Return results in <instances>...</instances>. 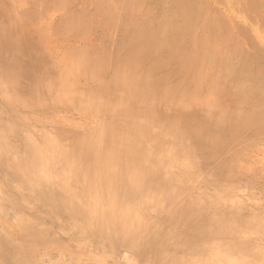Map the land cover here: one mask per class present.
Returning a JSON list of instances; mask_svg holds the SVG:
<instances>
[{"label":"bare ground","instance_id":"obj_1","mask_svg":"<svg viewBox=\"0 0 264 264\" xmlns=\"http://www.w3.org/2000/svg\"><path fill=\"white\" fill-rule=\"evenodd\" d=\"M73 1H75V0H0V121H5V119H7V117H8L7 115H9L10 112L18 111L19 109H21L22 111H24V113H21L22 111L20 112L21 117L19 119L21 120V122L32 123V126L29 123L30 128L28 130L25 131L22 129L23 131H25V133L24 132L22 133L19 131H13L12 129H8L2 122H0V168H2L1 172H3L4 175H6L7 174L6 171H8L7 178H6V176L4 177V179L5 178H6V180L8 179L6 184H8V181L10 182V179H12L15 182H20V184L19 183L18 184L21 185V184H24L23 180L24 179L26 180V178L29 177V181L31 180L32 184L36 182V184H39L41 186L44 185L37 190V192H38L37 197H39L41 195V197H39V199L40 198L46 199V197L42 198V195L47 196L49 199L51 198L50 200L54 199L57 201L59 208L63 207V206H61L63 204V201H65L67 203L69 202L67 207L70 208L71 211H74L73 212L74 214H76L77 216H80L81 219L83 218L85 220L84 224L86 222L88 223L89 220L91 221L92 224H94V225H91L90 223H88L90 225L89 230L91 229V226L92 227L97 226L100 229L102 228V230H103L104 227L106 228V226L113 224V227L115 225L116 228L115 229L113 228L114 230H112V231L111 230L110 231L106 230L107 232L104 231L105 232L104 235L107 234L106 236H109L110 232H114L117 234V236L115 235L116 238L121 237V236L122 237L123 236H127V237L129 236V238H130V236H131L133 239L130 238V240H132V241L135 240V237H137L139 234H142L145 231L151 232V233L148 232V236L152 237L153 240H156V238L159 239L160 236L168 234L169 231L171 230V228L166 234H164V233L167 231V229H165L166 230L165 232H162V230L158 231V232H153L154 229L156 230V228H154L155 226L152 224V228H150L151 225H150V223L147 224V221L149 220L148 217H150V215H151V218L153 219L152 216H154L155 219H153V220H155L156 222L159 223V220L164 219V218H162L160 216L161 218L159 217V220H158L154 214L159 215L163 210H165V212H166L169 208H171V211H169V212H171V214H173V218L170 219V217L167 216L168 217V218H166V220L168 221L167 224H170V225H173L174 227H176L177 230H180L181 234L185 237V238H183V240H181L183 242L180 241L181 244L188 243V242H191L194 240L202 241L201 239H204V240L207 239V241H208V239H209L210 240L209 246L212 248V251L214 249L217 252L220 251L221 254H222V252H224V256H226L225 253H227V256H228V254H230L233 257V258L231 257L233 260L230 261V259H231L230 256H229V260H227L225 257H223V259H221V256L216 254V256L218 255L221 260H224V261H225V259L227 260L226 261L227 263H225L224 261H223V263L221 261H220V263H217L220 260V259L218 260L219 257L217 258L214 255L210 256V253H209V258L207 260H209L212 256H214V258H212V259H214L215 261L212 260V262H216V264H221V263L222 264H233V263L236 264L237 261H241V262H237V264H240V263H242V264H252V263L253 264H264V230L261 231L262 233H260V234L258 233L259 234L258 238L261 241V245L259 243H257L259 245H257V244L254 245L253 242L257 239H254L253 237H250V236H249L250 238L245 241L242 238L243 235H241L243 242L240 240H237L236 237H235V239H233L232 233L233 232L235 233V231H238V230H236V226L225 225L226 224L225 221H228L227 224H231V223H229V220H230V217L233 216V215H231L233 211L232 212H225L226 214L223 213L224 216L222 215L221 212H218V213H221L219 215L214 214L213 211H218L217 207L215 208L213 206L214 204L212 205L211 203L209 204L206 202L207 204L205 205V207H203L204 205L201 206V202H202L201 197H199L198 195H201L203 192L201 194L198 193V195H197L196 194L197 192L195 193V190L193 188H190L187 186L183 188L181 186V184H179L181 187H173L172 186L173 184L167 185L166 184L167 181L165 180L166 178L163 176L166 174V172H165V174L162 175L163 172H161V170H157L158 172L155 171L156 167H159L158 169H161L160 167L163 168L164 166H169L167 168H171V166L173 165V162L175 161L174 158L179 154L181 155L182 152H185L187 154L191 153L190 149H193V147H192L193 145H196L200 149V151L201 150L205 151V149H204L205 147L207 150V146H211L213 144H216V145H213V146H216V148H214L215 151H213L214 153L212 152L213 154H210L206 151L211 156L209 155L210 157L208 159H206V161L204 162L205 163L204 165H206V166H208L209 164L213 165L212 168L206 173L207 178L212 177L215 173H220V172L225 173L226 169L228 167L231 168V166H233L235 168H241V167L245 168L246 167V169H249L251 172H254L251 170V168H253L254 163H252L251 159L249 160L247 158L245 153L242 154L241 150L236 152L235 154L233 152L232 153L226 152V154H225V152L223 150V148H224L223 144H225L226 142H223L225 140L223 138H225L227 136L224 137V136L216 133L214 130L218 124L226 123V126H227L233 122L232 125H234V124H237L236 123L237 121L240 122L242 120H245L246 117L249 118V111H248V115H246V116L244 114H242V115L234 114L236 116V119H237L236 120L234 118L235 121H231L232 119L227 120V118H226L227 116L225 117L224 115H222V116L216 115L217 111H218L217 109L219 108V110L221 111L220 107L225 105V103L223 101H221L218 97H216L217 96L216 94L219 91L218 86L220 84L221 85L225 84L224 80H223V83H221L223 77H225V76L220 74L221 76H223V77H221V81H220V78H219L220 75L217 76L218 73L216 74V76L213 74H215V72H217L218 70H221V69L216 68L215 66H217L216 65L217 63H219V62H216V61H218L217 59L221 56V58L219 60V61H221L223 55L226 56L225 54H227V47L229 45H225V43L229 44L228 42L232 41V39H236V38H234V32H233L234 29H231L230 28L231 26H229L230 24H227L226 18H224L220 14H218V13H220L218 10L212 9V11H209L208 10L209 8H208L206 10L204 9L205 11H201V9H203L204 7L202 6L203 8H201V5H200L201 2H199L200 0H175L173 6H176V8H177V9L175 8L176 11L174 10L175 12H173L171 10L173 13H171V14L169 13L170 15L165 13V17L164 16L161 17L159 13L167 12L168 10L172 9L173 7H172V5H171L172 8L167 6L166 2H164V0H163L162 4H158V5H156L157 2L155 3V5H152V3H151V5H148L146 3L147 0H134V2L131 0L133 3L129 2V0H115V4H113L114 0H112L113 3L110 2V0H95V3L98 5V7L103 5L102 8L104 7L105 11L107 12V13L104 12L105 13L104 15H106V14H107V16H108V14L110 15L109 18L111 19V21L108 20V22L113 23V24L115 23V28H119V27H116L117 24L121 20H124V19L126 20L127 23L123 24V25L126 26L128 24V26H129L127 39L124 38L125 40H123L121 42L123 44L121 45L120 48L117 47L118 49L116 51H114V46H113L112 49H113L114 53L110 57H109L110 52H108L109 55H107V57L109 58V60H105V62H107V61L108 62L104 64L105 66L103 65L105 68L107 67V69H105L106 70L105 72L103 71L104 73L100 74V71H97L98 67H99L97 61L100 60L102 57L100 56L101 58L98 57L100 59H97L96 55H93L92 58L96 57L95 60L97 59V61L92 60L91 57L89 58V56L92 55L91 54L92 52L90 53V52L84 50L88 54L90 53L88 55L87 53H84V51H82L85 46L83 48H81L82 49L81 51L80 50L77 51L78 48L74 47V48H76V50L72 49V48H71V50H69L70 48H68V50H65V51L63 50L64 52L61 51V54H60V52H59V54H56V52L54 51L55 47L52 44L47 43L48 38H52L55 36H58V37L60 36L62 38L63 34L69 38L75 37L77 40L79 38V40H81V41L83 40V38H85L84 34L86 36H87V34H89L90 38L93 36V35L92 36L90 35V33H91L90 30H92L91 29L92 28V22L94 23V21L92 19H91L92 21H90V19H87V21L89 20V22L91 24L89 22L87 24L86 23L87 21L84 22V20L80 21L78 18L73 19L75 16L77 17L78 14H80L79 18L82 19L83 15L84 14L86 15V12L82 14V12L80 13L78 11V14H77L76 13L77 11L75 12V10H74L75 15H74V13H72L73 17L72 16L70 17V15L68 13L69 11L66 12V14H68V16H66L65 12L64 13L62 12V15L64 14L65 16H63V17L61 16L62 18L61 17L58 18L59 20L57 22L54 20L56 23L54 22L55 23V24L53 23L54 26H51V27L50 26L48 27V25H47L48 23H46L47 21L46 22L44 21L45 20L44 17H47L46 15L48 13H51L53 11H58L61 9L65 10V8L69 5V3H72V5H73ZM221 1L222 0H216L215 3L220 4ZM116 2L119 3V6H118V9L115 11L114 8H112V6L114 7V5L118 4ZM159 2H160V0H159ZM93 3L94 2H91L92 5H93ZM111 3L113 5H111ZM237 3L238 4H236L235 7L237 8V6L239 5L238 9L240 8L239 10H242L241 12L245 11L246 9H249V10L252 9L256 13L260 9L258 0H238ZM96 4L94 6H96ZM146 5H148V6H146ZM202 5H203V3H202ZM69 7H71V6L69 5ZM69 7H67V8L69 10H71ZM74 7H76V6H74ZM96 7H94V8H96ZM115 7H117V6H115ZM207 7L208 6H206V8ZM67 8H66V10H67ZM102 8H99V9H101L99 11H102ZM80 9H81V7H80ZM87 9L88 8H85V10H87ZM97 9H96L95 13H97V12H98V14L101 13V12L97 11ZM104 9H103V11H104ZM81 10H84V8H82ZM245 12H247V11H245ZM53 13H55V12H53ZM251 13H253V12H251ZM166 14L168 16H166ZM244 14L246 15L247 13H244ZM253 14H251V15H253ZM256 14H254V15H256ZM86 16H88V15H86ZM105 18H104V20H105ZM109 18H106L105 21H107V19H109ZM84 19H86V17ZM51 20H52V18H51ZM94 20H95V18H94ZM95 21H97V20H95ZM101 21H103V20H101ZM97 23H98V21H97ZM51 24H52V22H51ZM86 24L89 27L91 26L90 29ZM108 24H107V26H108ZM95 25H96V23H95ZM37 26H39V28H37L38 30L34 29V27H37ZM85 26H87L86 29L83 28ZM104 26H105V23H104ZM42 27H46V28L43 30ZM169 27H172V28H169ZM166 28H169L172 31L170 33V35L166 33L167 35H169V37H167L166 35H165L166 37L162 36L163 33L161 34V32L163 30H165ZM87 29H89L90 33L86 32ZM94 29H93V31H94ZM97 29L99 30L98 33H100V29L99 28H97ZM113 29H114V25H113ZM121 29L119 31H121ZM126 29H128V28H125L124 30H126ZM32 30L33 31L36 30L38 32L30 34V32H32ZM98 30H96V32ZM106 30H107V28H106ZM114 30H116V29H114ZM103 31H105V30L103 29ZM102 32H101V34H103ZM109 32H110V30H109ZM114 33H116V32L114 31ZM120 33H122V32H120ZM120 33H118V31H117V34L120 35ZM101 34H100V36L104 35V34L103 35H101ZM89 36H88V38H89ZM94 36L97 37L99 35L96 36V34H95ZM100 36L98 37V39L100 38ZM105 37H106V35H105ZM88 38L86 37V40ZM250 38H251V36H250ZM76 39H74V40H76ZM111 39H113V37ZM83 41H85V39ZM99 41H100V39H99ZM90 43L93 45L94 42H90ZM116 43H118V41ZM232 43H233V41H232ZM235 43H236V40H235ZM91 44H90V47H91ZM96 44H94V45H96ZM116 45H118V44H116ZM97 46H98V44H97ZM234 46H235V44H234ZM231 47H233L232 44H231ZM110 48H111V46L109 47V51H112V50H110ZM230 48H228V49L230 50ZM233 48H231L230 53L228 50L229 55H232L231 52L233 51ZM237 49L239 50V48H237ZM73 50H75V51H73ZM87 50H88V48H87ZM107 51H108V49H107ZM241 51L243 53V50H241ZM253 51H255V50H253ZM250 52L252 53V51H250ZM254 53H253V55H254ZM237 54H239V53H237ZM55 55H59L58 58H56ZM247 55L248 54H246V56ZM105 56H106V54L104 55V58H105ZM241 56H242V54H241ZM257 56H259V55H257ZM229 57H228V59H229ZM247 57H250V54ZM108 58H106V59H108ZM223 58L226 59V57H223ZM232 58H231V60H232ZM252 58H254V57H252ZM255 59H257V58H255ZM260 59L263 60L262 57L261 58L259 57V60ZM100 61L103 62L104 60L101 59ZM248 61H249V58H248ZM250 62H251V60H250ZM214 63H215L214 67H215L216 71L214 70L215 72L213 71V73H212V68H214L213 67ZM221 63H219V65L217 67H219ZM223 63H225V62L223 61ZM227 63H228V61H227ZM254 63L255 62L253 61V64ZM230 64L231 63L229 62L228 65H230ZM248 64H249V62H248ZM251 64H252V62H251ZM228 65L226 64L225 66H227V68H228ZM103 66L101 65L100 67L103 68ZM233 66H235V65H233ZM253 66H255V65H253ZM257 66L258 65H256V67ZM100 67H99V69H101ZM229 67H232V65ZM244 67L246 68V66H244ZM244 67H242V68L244 69ZM236 68L234 70L237 71ZM252 68H254V67H252ZM238 69H240V68H238ZM243 69H242V71H244ZM223 71L224 70H222L221 72H223ZM242 71L240 69L239 74ZM250 71H253V70H251V69L248 70V73ZM260 72H261V70L256 68L254 73L255 74L257 73L256 76H258V73H260ZM254 73H253L254 77L249 75V74H246V75H249L248 77H250V78L252 77V79L256 80L255 78H257V77H255ZM108 74L111 75V77L109 75V77L111 78L109 82L106 79V75H108ZM262 74H264V73H262ZM234 75H235V72H234ZM246 75L243 73V77H241V79L245 77V82H246V80H248V81L250 80V78H248V77H247L248 79H246ZM261 75L259 74V76H261ZM235 76H236L235 78H237V75H235ZM263 76L264 75H262V79H263ZM215 77H217L218 80ZM78 78H82L81 79L82 81H84V80L88 81L87 79H89V78H91V80H94V81L96 80V81H95V84L93 83L94 85L92 86V88L89 87V89H88L87 87H84L83 86L84 84L82 85V83H81L82 86H80ZM212 79L216 80V81H220V82H218L216 84V82L214 83L212 81ZM252 79H251V81H252ZM106 80L108 83H105ZM86 81H84V83ZM241 81H244V80L242 79L238 83H241ZM251 81L249 84H251ZM257 81H255V82H257ZM236 82L237 81H235V84H237ZM259 82L257 83V84H259L258 86L262 85L261 84L262 82L261 83H259ZM231 83H232V81H231ZM231 83H229V84H231ZM87 84H88V82H87ZM235 84L233 83V85H235ZM249 84L247 85V87L245 85V87L248 88ZM257 84H256V86H257ZM242 85L243 84H241V85L239 84V87L241 86V88H242ZM228 86H230V85H228ZM230 87H233V86H230ZM235 87H237V86H235ZM239 87H237V89ZM261 87L262 86H260V88ZM241 88L239 90H241ZM226 89H228V88H226ZM235 89L233 88L232 92H234ZM254 89H259V88L256 87ZM249 90L250 89H248L246 91H249ZM246 91L241 90V92H246ZM223 92L226 93L225 95H227V93H228L226 90ZM252 92L254 93L253 90H252ZM252 92L250 95H252ZM77 93L82 94L79 97H84V96L86 97V99L78 97V99H80V100L83 99L82 101L87 100L86 101L87 104L85 102L86 105L81 106V107H84V109L86 107H88L85 110V114L88 113V109L91 111L92 115L94 114V116L97 118L105 110L112 109L113 112L117 110V113L114 114V116H112V118L110 117V120L107 121L106 124L104 123V124L94 125V122H93V126L92 125L90 126V124L88 125V123L85 121L87 124H83V125L81 124V126H80L75 122L77 124L76 125L73 123L72 120H70L72 115H71V117L70 116L68 117L65 115L64 112L66 111L65 109L69 107V104H70V103L68 104L69 99L70 98L72 99L74 96H76L74 94H77ZM237 93H239V92H237ZM257 93H259V92H257ZM78 94H77V96H78ZM221 95L218 94V96H220V97H221ZM239 95H241V94H239ZM242 96L244 98L248 97L247 95L245 96L244 93ZM254 96H257V95H254ZM98 97L103 98L104 100L103 99H99V100H102L104 102L101 101L102 103H100V102L98 103V100H97ZM239 97H241V96H239ZM243 97H241V98H243ZM241 98H239V100ZM78 99H77V102H78ZM224 99H226V98H224ZM243 99L240 100L241 103L243 102ZM256 99L259 100V98H256ZM72 100H73V104H74V102H75L74 100H76V98H73ZM89 100L92 102L90 103ZM239 100H237V102L235 100V102L238 103V102H240ZM246 100H247V98H246ZM254 100L252 99L253 104L257 102L256 100H255L256 102ZM260 101H261V103H263L262 102L263 99H261ZM241 103H239V104H241ZM243 104H244V102H243ZM263 105H264V103H263ZM74 106H76V105H74ZM74 106H72L71 109H74L75 108ZM235 106H236V108L238 107L237 105H235ZM173 108H175L177 110L178 116L169 117L170 115L168 116V114H165L167 110H169V112H171L170 109H173ZM225 108H226V106H225ZM238 108H241V107H238ZM238 108H237V110H238ZM77 109H78V107H77ZM113 109H115V110H113ZM226 109H228V107ZM241 109L243 110V106ZM230 110H231V108H230ZM230 110L227 112L230 113ZM237 110L235 111V113L237 112ZM72 111H74V110H72ZM80 111H81V114H84V113H82V110H80ZM211 111H215L214 116H210ZM244 111H247V110H244ZM4 112H5V114H4ZM227 112H226V114H227ZM91 113H89V116H91L90 115ZM209 113H210V115H209ZM212 113H214V112H212ZM221 113L223 114V112H221ZM253 114L255 115V113H253ZM106 115L107 114H105V116ZM94 116H92V117H94ZM109 116H111V114ZM100 117H101L100 119H102L101 115H100ZM136 118H138V119H136ZM106 119H108V118H106ZM134 119H136V120H134ZM248 120L249 119H247L246 123H249ZM254 123L257 125L256 121ZM259 123L262 124V122H259ZM23 124H25V123H23ZM262 126L263 125H261V127ZM41 128H45V129L48 128V129L44 130L45 132H43L42 131L43 129H41ZM235 129H236V127H235ZM256 129H258V128H256ZM85 130H88L87 134L83 135L81 133V135H80V132L81 131L85 132ZM258 130H260V129H258ZM262 130L264 131V126H263ZM262 130H260L259 132L257 131L259 133V135H260ZM183 131H185V132L183 133ZM249 131H251V130H249ZM252 131H253V133L255 132L254 130H252ZM252 131L250 132L251 134H252ZM187 132H189V133L185 134ZM64 133L67 134V136H71V137H68V139L66 138L67 141H65L66 142L65 146L67 149L63 148V144H61V143H65V142H63L65 138L62 139V137H61V140L59 139L60 136H64ZM102 133H104V134H102ZM234 134H236V133L234 132ZM254 134H253V136H254ZM223 135H225V131L223 132ZM262 135H260V136L263 137ZM31 136H34V137H31ZM257 136H258V134H257ZM260 136H258V137H260ZM258 137H256V138H258ZM35 138H36V140H35ZM32 139H34V140H32ZM227 140H228V138H227ZM230 140H233V139H230ZM256 141H258V140L256 139ZM15 142H16V144H15ZM198 143H200L202 146H200ZM221 143H223V144H221ZM184 144H186V145L193 144L192 146L188 145L189 147H191L189 149L190 150L189 152H188L189 147L186 146L187 148H184ZM12 145H15V146L13 147ZM58 146L61 147L60 149L63 148L65 150L58 149ZM225 146H226V144H225ZM19 147H22V151L19 150ZM210 148L212 149V147H210ZM245 148H246V146H245ZM253 149H255V148H253ZM198 150H196V151L194 150L192 152L193 153L194 152H200ZM151 151H154V153L152 152V154H155V152L160 151L161 157L156 156L158 153L157 152L155 154V156H156V158H155L150 153ZM204 151H202V152H204ZM244 151H246V150H244ZM193 153H191L189 155L190 156L194 155L195 157L197 156L198 157L197 159L199 160L200 156L195 155V153L194 154ZM150 154H151V156H150ZM201 156L203 157V154ZM205 156H206V154H205ZM202 157L200 159H202ZM204 157L202 160H204ZM206 158H207V156H206ZM251 158H253V157H251ZM190 159H191V157H190ZM224 159H226V161H228V165L226 164L227 162H224L223 164H221V162H217L215 164L212 162L213 160H215V161L222 160L223 161ZM263 160H264V158H263ZM263 160L261 159V161H263ZM176 161H179V164H180V158H179V160H176ZM176 161L174 163H177ZM6 163H7L6 166H2V164H6ZM181 163H182V161H181ZM258 163L260 164V162H258ZM182 165H183V167H182L183 169L192 168V170L193 169L199 170V168L197 167L195 162H189V163H185V164L183 163V164H181V166ZM149 166L150 167L155 166V167H152V169H151ZM174 166L176 167V165H173V167ZM201 166L206 167L203 165H201ZM201 166H200V168H201ZM148 168L150 169V172L153 171V168H155L153 175L149 173ZM164 168H166V167H164ZM167 168H166V170H167ZM246 169L244 171H247ZM176 170H178V169H176ZM235 170L239 171V169H235ZM262 170H264V169H262ZM262 170H261V172H263ZM203 171L201 173H203ZM231 171L232 170H230V172ZM233 171H234V169H233ZM155 172L158 173V175L157 174L154 175ZM180 172H182V174H183V171H180ZM159 173H161L162 176L159 175ZM188 174H192V173L190 172ZM193 174H195V172ZM204 174H205V172H204ZM236 174L232 175V172H231L230 175L235 176L234 177V179H235ZM239 174H240V172H239ZM175 175L176 174H174V176ZM177 175H176V177H177ZM187 175H185L186 177H184V178L182 176H180V177L185 179L188 176H190V175H188V176ZM191 177H189L188 179L194 180V179H191ZM197 177H198V175H197ZM178 178H179V176H178ZM199 178H196L197 181L200 180ZM172 179H174V178L171 177V180ZM188 179H185V180H188ZM196 179L194 181V184L197 182ZM216 179H218V178H216ZM226 179H227V177H226ZM244 179H246V178H244ZM33 180H36V181L33 182ZM262 180H264V179H262ZM174 181H177V179L176 180L174 179ZM224 181H222V182H224L226 184L227 181L226 180H224ZM15 182L12 184L13 185L16 184ZM37 182H39V183H37ZM169 182H171V181H169ZM179 182H181V181H179ZM179 182H177V183H179ZM244 182H247V181H244ZM249 182L250 181L248 180V183ZM252 182H254V181H252ZM260 182H259V184H260ZM192 183H193V181H192ZM220 183H221V181H220ZM36 184H34V185L37 186ZM189 184H190V182H189ZM230 184H231V182L229 184L227 183V185H229V187H231ZM210 185H212V184H210ZM233 185H235V184H233ZM248 185L250 186V184H248ZM35 186H34V188H35ZM174 186H175V183H174ZM21 187H22V185L20 186V189H21ZM219 187H220V184H219ZM225 187L227 188V186H225ZM54 188L60 189V191L56 192V190H54L55 192H53ZM228 188H227V190H228ZM237 189H238L237 192H242V190L244 192H246L245 189H243V187L241 188V191H240V188H237ZM200 190H201V188H200ZM251 190L254 191L255 189L251 188ZM142 191H143V193H142ZM212 191H213V193H215V195L217 192H218L217 195L218 196L220 195L219 190L217 191L214 188V189H212ZM61 192L63 194H60ZM258 193H259V191H258ZM31 194H29V195H31ZM34 194L31 197H33ZM37 194H35V195H37ZM203 194L205 196V193H203ZM222 194H221V196H222ZM226 194H228V193H226ZM232 194H230V195H232ZM61 195H64V196L61 197ZM130 195H132V196L130 197ZM133 195L136 196V197H134V200L132 198ZM210 195L208 193V196H210ZM225 195L222 197H219V198L221 199L223 197H226L227 195L226 196ZM230 195L228 194V198L230 197ZM238 195L235 197L241 201V198H238ZM204 196H202V198H204ZM126 197H130L129 200H130L131 204L127 203L128 200H126L127 204L125 203V201H123L124 198H126ZM213 197H214V195H213ZM233 197L234 196H232V198ZM239 197H241V196H239ZM2 198L3 197H1L0 199L2 200ZM211 198H208V199H211ZM49 199H47L46 202ZM246 199H248V201H249L248 197ZM204 200H205V198H204ZM211 200H213L214 203L216 201L213 198ZM211 200H208V202ZM259 200H260V198H259ZM74 201H76L75 204L72 203ZM132 201H134V202H132ZM218 201L219 200L217 199V202ZM255 201L256 200H254V205L256 204ZM59 202L60 203L62 202V204H60ZM224 202L226 203L227 200H224ZM228 202H229V200H228ZM51 203H52V205H51ZM51 203H49V205H51L50 207H52V206L54 207L53 204L55 203V201H54V203H53V201ZM70 203L72 204L71 206L69 205ZM225 203H223V204H225ZM233 203L237 204L236 201ZM238 203H239V201H238ZM242 203H243L242 205L245 204L244 200ZM257 203H259V202H257ZM228 204L230 206V204H232V203L229 202ZM228 204H225V205H228ZM236 204H234V205H236ZM259 204H257V205H259ZM262 204H263V202H262ZM49 205H48V207H49ZM58 206L56 207L57 210H59ZM239 206H240V204H239ZM64 207H66V206H64ZM144 207H147V208L145 209ZM220 207H221V205H220ZM240 207L243 209H246L243 206H240ZM245 207L248 208L247 204L245 205ZM251 207H252V205L246 210L248 211V210H250V209L252 210L254 208V207H252V208ZM148 208H149V211H147V212H149L150 215L147 212H144V209L147 210ZM54 209H55V207H54ZM61 209H63V208H61ZM65 209L67 210V208H65ZM257 209H259V208H257ZM257 209H256V211H258ZM66 210L63 209L64 212L59 210V212H63L65 214ZM251 210H250V212L254 211V209L252 211ZM68 211H69V209L67 210V212ZM262 213H263V210H262ZM68 214H71V213L68 212ZM252 214H254V212ZM255 214L258 215L259 212L255 213ZM61 215L62 214H60V216ZM76 215H74V217ZM220 215H221V217H220ZM260 215L261 214H259V216ZM27 216H29V215H27ZM222 216L224 217V219ZM250 216H252V215H250ZM164 217H166V216H164ZM236 217H238V218H237V220H235V223H238V221H242L246 217L248 218L249 214H248V216L246 215V217H245V215H240V216H236ZM71 218H72V216H71ZM73 218H72V220L76 219V218H74V219ZM252 218L250 217V220ZM222 219L225 220L224 221L225 224H222L223 223ZM233 219H235V218H233ZM259 219L261 220V218H259ZM57 220L59 222V218ZM232 220H230V222ZM75 221H78V219ZM81 221H80V224L78 221V224L80 225L78 228H80V230H81V227L84 228L83 226H81L82 225ZM261 221H262V224L264 225V218H262ZM68 222H69V220H68ZM156 222H154V224ZM254 222H257V219ZM165 223H166V221H165ZM88 224L87 225L85 224L86 228H87ZM141 224H143V225H141ZM161 224H162V222H161ZM161 224H155V225L161 226ZM220 224H222V226L225 225V228L221 230ZM257 224H259V222ZM47 225H45L44 227H46ZM136 225H138L137 229L134 228V227H136ZM139 225H141L143 227V230L140 229L139 231L142 230L141 232H136V230L141 228V226L139 227ZM30 226L27 225V227H29V228H30ZM33 226H31V228ZM128 226H130V227L132 226L131 228H133V230L135 232L129 230ZM73 227L71 225L72 229H73ZM109 227L112 229L111 225ZM240 227L242 228L243 225ZM74 228H76V227H74ZM125 229H127L128 231ZM17 230H15V231H17ZM32 230H34V229H32ZM57 230H59V229H57ZM80 230H78L79 231L78 234L81 233ZM97 230H99V229H97ZM97 230H96V232H97ZM102 230H99L98 232L101 233ZM173 230H171L170 233H172V231H173V233L176 232L174 228H173ZM35 231H37V230L35 229ZM62 231H65V230H62ZM83 231H84V229H82V232ZM94 231H95V229L93 230V232ZM38 232H39V229H38ZM91 232H92V230L89 231V233H91ZM131 232H133V233H131ZM202 232H205L206 235H204V233L202 234ZM243 232H245V231H243ZM243 232L240 234H243ZM247 232H248V230H247ZM251 232H253V231L251 230ZM100 233H99V235H100ZM94 234H95V232H94ZM101 234L103 235V233H101ZM118 234H120L121 236ZM238 234H239V232H238ZM240 234H239V236H240ZM249 234H247V235H249ZM91 236L93 237V235H91ZM95 236H96V234H95ZM113 236L110 235V237L114 238ZM236 236H238V235H236ZM0 237H2V236H0ZM110 237L108 239H110ZM168 237H170V235H168ZM229 237H230V240H228ZM29 238H31V237H29ZM35 238H37V236ZM97 238H99V236ZM171 238L172 237H170V239ZM174 238L175 237H173V239ZM186 238L190 239L191 241H189V240L187 241ZM212 238H214V239L211 240ZM69 239H68V241H69ZM108 239L106 237V241ZM115 239L113 241L116 243ZM117 239H119V238H117ZM120 239L117 240V242L120 241L121 242L120 245L123 246L124 245V243H123L124 239L122 238L123 239V240L121 239L122 241ZM185 239L187 242L184 241ZM33 240L35 241V239H33ZM77 240L78 239H75V241L78 243L79 240L78 241ZM104 240H105V238H104ZM137 240H135V242ZM151 240H149L150 241L149 243H151ZM64 241H65V243H68V244H69V242H71V244L73 246L70 244L72 246V247H68L69 249L71 248L70 250H72L73 247L75 246L74 242L72 243L73 240L68 242L67 239L65 238ZM85 241H88V238ZM109 241H107V242L109 243ZM130 242L131 241H129V243ZM80 243L82 244L83 242L80 241L79 244ZM101 243H103V242H101ZM136 243L139 244L138 241ZM144 243L145 244L148 243V240L145 241ZM173 243L176 244V240ZM177 243H179V242H177ZM194 243H195V241H194ZM79 244H78V246L76 244L77 248H79V246H81V244L80 245ZM114 244H113V247H114ZM126 244H127V242L125 243L124 246H126ZM157 244L155 245L156 248H157ZM181 244H179V245H181ZM117 245L119 247V242L117 243ZM65 246H68V245H65ZM127 246H128V244H127ZM135 246L133 247V249L136 250V254H139L140 253L139 251H141V249L137 248V247L135 248ZM143 246H144V249L142 247L141 248L143 250H147L144 244H143ZM149 246L151 247V244L148 245L147 251H149L151 249ZM152 246H154V244ZM155 246L153 247L154 249H155ZM25 247H26V245H25ZM102 247L106 249V247H104V246H102ZM138 247H140V246H138ZM174 247H172V248L170 247V249H173L174 252H175V250L179 249L178 247H176V249H174ZM159 248H160V246H159ZM85 249H86V247H85ZM111 249L113 250L112 246H111ZM137 249H139V251ZM168 249L169 248L161 249L162 252H158V253L156 252V249L150 250V252L146 251L147 253L146 252L145 253L148 254V256H149V254L151 255V253L156 252V254L155 253L153 254L154 255L153 260H152L153 255H151L150 258H147L148 256L143 251H141V254H139V255L142 256L143 255L142 253H144V255L147 256V257H144V259L146 260V258H147V261L149 259L151 260V263L149 260V262H147V264L148 263L152 264V262L154 264H174L175 258L174 259L172 258V257H174V256H172L174 252L172 251L173 253L169 254ZM74 250H72V252ZM115 250H118V251H113V252H115V254L114 253L112 254V252H109L110 253L109 254L106 250L105 251L109 255H111V254L116 255L117 252H119V254H120L119 249H115ZM65 251H68V250H65ZM103 252L101 250L99 252V254L100 253L102 254ZM190 252L192 253V251H190ZM241 252H243V253H241ZM182 253H184V252H182ZM237 253H240V255H238ZM85 254H86V252H85ZM99 254L96 255V253H95L96 256L101 255V254L100 255ZM119 254L117 253V256ZM133 254H135V252ZM193 254H191V255H193ZM214 254H215V252H214ZM103 255L105 256L104 253H103ZM175 255H176V253H175ZM179 255H181V252ZM191 255H189V256H191ZM117 256H115V258ZM138 256H135L136 258L134 257V259L138 260V258L143 257V256L142 257H138ZM88 257H90L89 254H88ZM103 257H102V261H103ZM113 257H111V259H113ZM201 257H203V256L201 255ZM92 258L90 257V259H92ZM104 258H106V257H104ZM193 258H192V260H193ZM19 259H20V257H19ZM21 259H23V258H21ZM172 259H173V261H172ZM176 259H177V257H176ZM180 259H182V258H180ZM27 260H29V259H27ZM100 260H101V258H100ZM137 260L135 262H137ZM145 260L143 262H145ZM187 260L189 261V259H187ZM132 261H134V260H131V263H132ZM74 262L75 261H73V263ZM143 262H141V263H143ZM196 262H197V260H196ZM205 262L208 263L209 261L208 262L205 261ZM175 263H177V260L175 261ZM188 263H190V262H188ZM206 263H204V264H206ZM74 264H76V263H74ZM116 264H118V263H116ZM192 264H193V262H192ZM210 264H212V263L210 262Z\"/></svg>","mask_w":264,"mask_h":264},{"label":"rangeland","instance_id":"obj_2","mask_svg":"<svg viewBox=\"0 0 264 264\" xmlns=\"http://www.w3.org/2000/svg\"><path fill=\"white\" fill-rule=\"evenodd\" d=\"M133 2H134V0H132ZM131 0H129V2H131V3H133ZM148 1V2H147ZM146 1V3L148 4V5H151V3H152V5H155V3L157 2V4L156 5H158V4H162L163 3V0H160V2H159V0L157 1V0H147ZM151 1V2H150ZM173 1V2H172ZM203 1V2H202ZM238 2V0H222L221 2H220V4L219 3H215L216 2V0H200L199 2H201V8H203V9H201V11H205L206 9H208L209 11H212V9H215V10H218L220 13H218L217 11V13L218 14H220L222 17H224V18H226V21H227V24H230L229 26H231L230 28L231 29H234V38H236V39H232V41H233V43H232V41H230V42H228L229 44H226L225 43V45H229L228 47H227V54L229 55V53H230V51H231V48H233V51L231 52L232 53V55H227V54H225L226 56H224L223 55V57H226V59L225 58H223L222 57V59H221V61H219L220 60V58H221V56L217 59L218 61H216V62H219V63H221L220 64V66L219 67H217L218 65H219V63H217L216 65L217 66H215V63L213 64V67L215 66L216 68H218V69H221V70H218L217 72H215L216 71V69H215V67L214 68H212V73H213V71L215 72V74H213V75H215L216 76V74H217V76H219L220 74L221 75H223V76H225V77H223V76H219V78H220V81H221V77H223V79H222V82L221 83H223V80H224V83L225 84H220L219 86H218V93L216 94L217 96L216 97H218L221 101H223L224 103H225V105H223L222 107H220V109H221V111L219 110V108L217 109L218 111H217V114L216 115H224L226 118H227V120H231V121H235V119H236V116L234 115V114H236V115H242V114H244L245 116L246 115H248V111H249V118H247L246 117V119L245 120H242V121H240V122H236L237 124H234V125H232L233 124V122L231 123V124H229V125H227L226 126V123H224V124H218L216 127H215V132L216 133H218V134H220V135H222V136H227V137H225V138H223V139H225L223 142H226L225 144H226V146H225V144H223V143H221V144H223V150H224V152H225V154H226V152H229V153H236V152H238V151H240L241 150V152H242V154H244L245 153V155L247 156V158L250 160H252V163H254L253 164V168H251V170L252 171H254V172H251L249 169H246V167L244 168V167H241V168H235V167H233V166H231V168L230 167H228L227 169H226V172L225 173H215L212 177H206V173L212 168V166L213 165H211V164H209L208 166H206V165H204L205 163V161H206V159H208L211 155L210 154H213L214 152L213 151H215L214 150V148H216V146H213V145H216V144H213V145H211V146H207V150H206V147L204 148L205 149V151L204 150H201L200 151V149L196 146V145H193V144H188V145H190V146H192L193 147V149L196 151V150H198V151H200V152H194L195 153V155H199L200 157H199V160L197 159L198 157L196 156H194V155H189V154H191V153H193L192 151H194L193 149H190L191 147H189L188 145H186V144H184V148H187V147H189L188 148V152L191 150V153H185V152H182V154L180 155H177L175 158H174V160L176 161V160H179V158H180V164H179V161H176L177 163H174L173 162V165H176V167L174 166L173 167V165L171 166V168H167V167H169V166H164V167H166L167 168V170H166V168H162V167H160L161 169H158L159 167H156V169L155 168H153V171H151L150 172V169H149V173L150 174H152L153 175V172H154V169H155V171L156 172H158L157 170H161V172H163L162 173V175L163 174H165V172H166V174L165 175H163L166 179V184L167 185H172L173 187H190V188H193L194 190H195V193L198 195V193L199 194H201L202 192L203 193H205V196H204V194L202 193L201 195H198L199 197H201V206L202 205H204L203 207H205V205L207 204V203H211L215 208L217 207V210L218 211H213L214 212V214H216V215H219V214H221L222 213V215L224 216V214L223 213H225V212H232V214L231 215H233V216H231L230 217V220H232L233 218H235V219H233L231 222H230V220H229V223H231V224H227V222L228 221H225V220H223L224 219V217H223V223L222 224H225V225H227V226H229V225H234V226H236V230H238V231H235V233L233 232L232 233V237H233V239H235V237H236V239L237 240H240V241H242L243 242V240H248L250 237H253L254 239H257V240H255L254 242H253V244L254 245H256L257 243H259L260 245H261V241H260V239L258 238V236H259V234L260 233H262L261 231L262 230H264V225L262 224V218H264V180H262V179H264V170H262V169H264V160H263V156H264V131L262 130L263 129V126H264V105H263V103H264V76H263V79H262V75H264V74H262V73H264V0H258V3H259V11H257L256 13H255V11L254 10H249V9H244L245 11H247V12H245V11H243L244 13H247L246 15L243 13V12H241L242 10H239L238 9V6H237V8L235 7L236 6V4H238L237 2ZM91 2H94L95 3V0H75V1H73V5H72V3H69V5L71 6V7H69V5L67 6V7H69L71 10H69L67 7V10H66V8H65V10H58V11H53V12H55V13H53V12H51V13H48L46 16L48 17H44V21L46 22V23H48L47 25H48V27L50 26H54V24L59 20L58 18H60L61 16L63 17V16H65L64 14L62 15V12L64 13L65 12V14H66V12L67 11H69L68 13H69V15H70V17L72 16L73 17V14L72 13H74V10H75V12L78 14V11L81 13L82 12V14L83 13H85L86 12V15H88V16H86L85 14L83 15V17H82V19H80L79 18V15L80 14H78V16L76 17H74L73 19H75V18H78L80 21H82V20H84V22L85 21H87V19H90V21H94V23L92 22V30H90L91 31V33H90V31H89V29H90V27L87 25L88 24V22H89V20L86 22L87 24V26L89 27V29H87L86 30V32H89L90 33V35L92 36H94L95 34H96V36L97 35H99L100 36V34H101V32L103 31V29L105 30V31H103L102 33L104 34H101V35H103V36H100V41H99V39H98V37L99 36H97V37H91L90 38V36H89V34H87V36L84 34V36H85V38H83V40L85 39V41H81V40H79V38H78V40L74 37V38H69V37H66L64 34H63V37L61 38L60 36L58 37V36H55V37H52V38H48L47 39V43L48 44H52L54 47H55V49H54V51L56 52V54H59V52H60V54H61V51H65V50H68V48H70L69 50H71V48L72 49H75L76 50V48H78V50L77 51H81L82 49L81 48H83L84 46V49L82 50V51H84V50H86V51H88V52H92L91 54V56H89V58L91 57V59L92 60H95V58L97 57V59H100L101 57V59L102 60H104L103 62L102 61H100V60H98L97 61V59L95 60V61H97L98 62V66L100 67L101 65L103 66L105 63H107V62H105V60H109V58L107 57V55H109V57L114 53L113 52V46H114V51H116L118 48L117 47H121V45L123 44V43H121L123 40H125V39H127V34H128V31H129V26H128V24L125 26V25H123V24H126L127 22H126V20L124 19V20H121L118 24H117V26L116 27H119V28H115V23L113 24V23H110V22H108V20L109 21H111V19L109 18L110 17V15L108 14V16H107V14L106 15H104L105 13H107L106 11H105V9H104V7L102 8V6L103 5H101V6H99L98 7V5L96 4V6H94L95 4L93 3V5L91 4ZM110 2H112V0H110ZM164 2H166V5L167 6H169V7H171V5H172V9H170V10H168L167 12H161V13H159L160 14V16L161 17H165V13H167L168 15H170L171 13H173V12H175L176 11V6H173V4H174V2H175V0H164ZM113 3V2H112ZM111 3V5H113V4H115V0H114V3L112 4ZM116 3H118V2H116ZM172 3V4H171ZM202 3H203V5H202ZM209 4V5H208ZM148 5H146V6H148ZM73 6V7H72ZM74 6H76V7H74ZM93 6V7H92ZM115 6H117V7H115ZM118 6H119V3L118 4H116V5H114V7L112 6V8H114V10L116 11L117 9H118ZM203 6V7H202ZM206 6H208L207 8H206ZM80 7H81V9L82 8H84V10H81L80 9ZM94 7H96V8H94ZM74 8V9H73ZM85 8H88L87 10H85ZM98 8V9H97ZM99 8H102V11H99V10H101V9H99ZM116 8V9H115ZM176 8V9H175ZM96 9H97V11H99V12H101V13H99L98 14V12L97 13H95L96 12ZM103 9H104V11H103ZM205 9V10H204ZM81 10V11H80ZM173 12H172V11ZM175 10V11H174ZM239 10V11H238ZM251 13V12H253L254 14H256V15H254L253 13H251V14H253V15H251L249 12ZM88 12V13H87ZM105 12V13H104ZM164 13V14H163ZM170 13V14H169ZM166 14V16H168ZM74 15H75V13H74ZM66 16H68V14H66ZM86 17V19H84L85 17ZM95 16V17H94ZM228 16V17H227ZM50 17V18H49ZM57 17V18H56ZM61 17V18H62ZM98 17V18H97ZM109 18V19H107V21H105L106 20V18ZM51 18H52V20H51ZM94 18H95V20H97L98 21V23H97V21H95L94 20ZM104 18H105V20H104ZM92 19V20H91ZM56 22H55V21ZM101 20H103V21H101ZM124 21V22H123ZM51 22H52V24H51ZM55 22V23H54ZM105 23V26H104V23ZM123 22V23H122ZM230 22V23H229ZM50 23V24H49ZM54 23V24H53ZM90 23V22H89ZM95 23H96V25H95ZM109 23V24H108ZM91 24V23H90ZM89 24V25H90ZM107 24H108V26H107ZM111 24V25H110ZM94 25V26H93ZM102 25V26H101ZM113 25H114V29H116L117 31H118V33H120V32H122V33H120V35L119 34H117V31L116 30H114L113 29ZM56 26V25H55ZM87 26H85V27H83V28H87ZM96 26V27H95ZM98 26V27H97ZM101 26V27H100ZM105 28H104V27ZM124 28H123V27ZM37 28H39V26H37V27H34V29H36V30H38ZM43 28V30L46 28V27H42ZM95 28V29H94ZM97 28H99L100 29V33H98L99 32V30L97 29ZM102 28V29H101ZM106 28H107V30H106ZM122 28V29H121ZM125 28H128V29H126V30H124ZM169 28H172V27H169ZM169 28H166L165 30H163L162 32H161V34L163 33V35L162 36H167V37H169V35H170V33L172 32ZM93 29H94V31H93ZM113 29V30H112ZM121 29V31H119ZM36 30H32V32H30V34H32V33H37L38 31H36ZM96 30H98L97 32H96ZM109 30H110V32H109ZM107 31V32H106ZM114 31L116 32V33H114ZM240 31V32H239ZM85 32V33H86ZM94 34H93V33ZM124 32V33H123ZM253 32V33H252ZM98 33V34H97ZM114 33V34H113ZM169 34V35H167V34ZM241 33V34H240ZM117 34V35H116ZM126 34V35H125ZM105 35H106V37H105ZM108 35V36H107ZM122 35V36H121ZM125 35V36H124ZM88 36H89V38H88ZM165 36V37H166ZM250 36H251V38H250ZM86 37L88 38L87 40H86ZM105 37V38H104ZM110 37V38H109ZM113 37V39H111ZM246 37V38H245ZM57 38V39H56ZM81 38V39H82ZM103 38V39H102ZM116 38V39H115ZM118 38V39H117ZM125 38V39H124ZM239 38V39H238ZM241 38V39H240ZM256 38V39H255ZM74 39H76V40H74ZM92 39V40H91ZM98 39V40H97ZM107 39V40H106ZM58 40V41H57ZM65 40V41H64ZM94 40V41H93ZM102 40V41H101ZM121 40V41H120ZM235 40H236V43H235ZM94 42L93 43V45L94 44H98V46H97V44L96 45H92L90 42ZM98 41V42H97ZM107 41V42H106ZM118 41V43H116ZM120 41V42H119ZM239 43H238V42ZM257 41V42H256ZM61 42V43H60ZM103 44H102V43ZM112 43V44H111ZM238 43V44H237ZM75 44V45H74ZM90 44H91V47H90ZM105 44V45H104ZM114 44V45H113ZM116 44H118V45H116ZM231 44H232V46L233 47H231ZM234 44H235V46H234ZM101 45V46H100ZM107 45V46H106ZM116 45V46H115ZM93 46V47H92ZM111 46V48H110V50H112V51H109V47ZM67 47V48H66ZM74 47H76V48H74ZM231 47V48H230ZM87 48H88V50H87ZM228 48H230V50L228 49ZM237 48H239V50L241 49V50H243V53H242V51L240 50H238ZM104 51H103V50ZM106 49V50H105ZM107 49H108V51H107ZM75 50H73V51H75ZM90 50V51H89ZM228 50H229V53H228ZM253 50H255V51H253ZM63 51V52H64ZM86 51H84V53H87ZM239 51V52H238ZM250 51H252V53L250 52ZM104 52V53H103ZM108 52H110L109 54H108ZM112 52V53H111ZM255 52V53H254ZM89 53V54H90ZM96 53V54H95ZM235 53V54H234ZM237 53H239V54H237ZM253 53H254V55H253ZM258 53V54H257ZM88 54V53H87ZM88 54V55H89ZM106 54V56H105V58H104V55ZM241 54H242V56H241ZM244 54V55H243ZM246 54H248L247 56H249V54H250V57H247L246 56ZM259 55V56H257V55ZM262 54V55H261ZM93 55H96V57L94 58H92V56ZM237 55V56H236ZM256 55V56H255ZM261 55V56H260ZM56 56V58H58V56L59 55H55ZM54 56V57H55ZM101 56V57H100ZM229 57V59H228V57ZM98 57H100V58H98ZM233 57V58H232ZM252 57H254V58H252ZM259 57L261 58L262 57V59L263 60H259ZM106 58H108V59H106ZM231 58H232V60H231ZM241 58V59H240ZM248 58H249V61H248ZM255 58H257V59H255ZM225 59V60H224ZM228 59V60H227ZM245 59V60H244ZM253 59V60H252ZM234 60V61H233ZM247 60V61H246ZM250 60H251V62H252V64H251V62H250ZM223 61L228 65V63L230 62L231 64L230 65H228V68H227V66H225L226 64L225 63H223ZM227 61H228V63H227ZM232 61V62H231ZM253 61L255 62L254 64H253ZM261 61V62H260ZM236 62V63H235ZM241 64H240V63ZM248 62H249V64H248ZM262 64H260V63ZM101 63V64H100ZM103 63V64H102ZM233 63V64H232ZM225 64V65H224ZM237 64V65H236ZM240 64V65H239ZM251 64V65H250ZM223 65V66H222ZM232 65V67H229V66H231ZM233 65H235V66H233ZM248 65V66H247ZM253 65H255V66H253ZM256 65H258L257 67H256ZM105 66V65H104ZM103 66V68L102 67H100L101 69H99V67H98V70L97 71H100V74L101 73H104L106 70L105 69H107V67L105 68ZM244 66H246V68L244 67ZM263 66V67H262ZM224 67V68H223ZM226 67V68H225ZM237 67V68H236ZM242 67H244V69L242 68ZM249 67V68H248ZM252 67H254L255 69L256 68H258V69H260L261 70V72L260 73H258V76H256V74L254 73L255 72V69L254 68H252ZM237 69V71L236 70H234V69ZM238 68H240L241 69V71H242V69L244 70V71H242L245 75L246 74H249V75H251V76H253L254 77V75H253V73L255 74V77H257V78H255L256 80H254V79H252V77L250 78V77H248L249 75H246V79H248V78H250V80L248 81V80H246V82H245V77L244 78H242L244 81H241V83H238L240 80H242L241 79V77H243V73L242 72H240V74H239V71H240V69H238ZM247 69V70H246ZM253 70V71H250L249 73H248V70ZM102 70V71H101ZM222 70H224L223 72H221ZM231 70V71H230ZM104 71V72H103ZM226 72V73H225ZM234 72H235V75H237V78H235L236 76L234 75ZM237 73V74H236ZM228 74V75H227ZM231 74V75H230ZM239 74V75H238ZM259 74L261 75V76H259ZM109 75L110 74H108V75H106V79L108 80V82L110 81V77H111V75H110V77H109ZM241 75V76H240ZM212 76V75H211ZM228 76V77H227ZM239 76V77H238ZM108 77V78H107ZM213 77V76H212ZM211 77V78H212ZM231 77V78H230ZM248 77V78H247ZM261 77V78H260ZM152 78V77H151ZM217 80H218V78L217 77H215ZM225 78V79H224ZM234 80H233V79ZM240 78V79H239ZM79 80V83H80V86H82L83 84V86L84 87H87L88 89H89V87L90 88H92V86L95 84V81L94 80H91V78H89V79H87L88 81H86V80H84V81H86L85 83H84V81H82L81 79L82 78H78ZM153 79V78H152ZM231 79V80H230ZM251 79H252V81H251ZM82 82H81V81ZM90 80V81H89ZM107 80L105 81V83H108L107 82ZM211 80V79H210ZM230 80V81H229ZM239 80V81H238ZM258 80V81H257ZM93 81V82H92ZM212 81L215 83L216 82V84L218 83V82H220V81H216V80H213L212 79ZM229 81V82H228ZM231 81H232V83H231ZM235 81H237L236 83L238 84H235ZM250 81H251V84H249L250 83ZM255 81H257V82H255ZM260 81V82H259ZM87 82H88V84H87ZM261 83L262 85H260V86H262L261 88H260V86H258L259 84H257V83ZM81 83H82V85H81ZM92 83V84H91ZM94 83V84H93ZM229 83H231V84H229ZM233 83L235 84V85H233ZM245 83V84H244ZM239 84L241 85V84H243L242 85V88H241V86L239 87ZM249 84V86H248V88H246L247 87V85ZM256 84H257V86H256ZM224 85V86H223ZM228 85H230V86H233V87H230V86H228ZM245 85H246V87H245ZM235 86H237V87H239L238 89H237V87H235ZM225 87V88H224ZM259 88V89H254V88ZM221 88V89H220ZM226 88H228V89H226ZM232 88V89H231ZM233 88L235 89L234 90V92H232V90H233ZM241 88V90L242 91H246V90H248V89H250L249 91H246V92H241V90H239ZM246 90H245V89ZM227 91L228 93H227V95H225L226 93L225 92H223V91ZM238 90V91H237ZM252 90L254 91V93L252 92ZM258 90V91H257ZM261 91V92H260ZM237 92H239V93H237ZM251 92H252V95H250L251 94ZM257 92H259V93H256ZM234 93V94H233ZM236 93V94H235ZM243 93H244V95L246 96H248V97H243L242 95H243ZM78 94V93H77ZM77 94H74V95H76L77 96ZM218 94H222L221 95V97L220 96H218ZM239 94H241V95H239ZM260 94V95H259ZM263 94V95H262ZM73 95V96H74ZM80 95H82V94H78V96L76 97V96H74L73 98H76V100H74L75 102H74V104H73V98L71 99H69V101H68V104H69V107L68 108H66L65 110V115L66 116H70L71 117V115H72V117H71V119L70 120H72L73 121V123L74 124H78V125H80L81 126V124L83 125V124H87L88 123V125L90 124V126L92 125L93 126V122H94V125H98V124H106L107 123V121H109L110 120V117L112 118V116H114V114H116L117 113V110L116 111H112V109H110V110H105V111H103V113L102 114H100L101 116H102V119H100L101 117H100V115H99V117L97 118V117H95L94 116V114L92 115V113H91V111L88 109V113H86L85 114V110H86V108H88V107H86L85 109H84V107H81L82 105H86L87 104V100L85 101H82L83 99H86V97L84 96V97H79ZM254 95H257V96H254ZM262 95V96H261ZM227 96V97H226ZM233 96V97H232ZM235 96V97H234ZM239 96H241V97H243V98H241V97H239ZM252 96V97H251ZM78 97L79 98H83V99H78ZM263 97V98H262ZM224 98H226V99H224ZM237 98V99H236ZM239 98H241V99H243V102H244V104H243V102L241 103V99L239 100ZM246 98H247V100H246ZM256 102V103H252V99ZM256 98H259V100L258 99H256ZM77 99H78V102H77ZM99 99H103V98H97V100H98V103L100 102V103H102V102H104V101H102V100H99ZM233 99V100H232ZM250 101H249V100ZM261 99H263V103H261ZM80 100V101H79ZM96 100V101H97ZM104 100V99H103ZM235 100H236V102H237V100H239L240 102H238V103H236L235 102ZM90 101V100H89ZM102 101V102H101ZM226 101V102H225ZM247 101V102H246ZM77 102V103H76ZM85 102H86V104H85ZM92 101H90V103H91ZM251 102V103H250ZM84 103V104H83ZM233 103V104H232ZM239 103H241V104H239ZM249 105H248V104ZM74 105H76V106H74ZM80 105V106H79ZM230 105V106H229ZM234 105V106H233ZM235 105H237L238 107H241L242 108V106H243V110L241 109V108H238V110H237V108H236V106ZM240 105V106H239ZM72 106H74L73 108L74 109H71L72 108ZM225 106H226V108L228 107V109L230 110V108H231V110H230V113L229 112H227V111H229L228 109H226L225 108ZM232 106V107H231ZM250 106V107H249ZM255 106V107H254ZM77 107H78V109H77ZM81 107V108H80ZM252 107V108H251ZM223 108V109H222ZM225 108V109H224ZM236 108V109H235ZM240 109V110H239ZM252 109V110H251ZM260 109V110H259ZM71 110V111H70ZM72 110H74V111H72ZM80 110H82V113H84V114H81V111ZM113 110H115V109H113ZM171 110V112H169V110H167L166 111V113L165 114H168V116L169 117H176V116H178V112H177V110L175 109V108H173V109H170ZM225 112H224V111ZM237 110V112L235 113V111ZM244 110H247V111H244ZM21 109H19L18 111H14V112H10V114L9 115H7L8 117H7V119H5V121H0V122H2L8 129H12L13 131H19V132H24L25 133V131L26 130H28L29 128H30V124H31V126H32V123H30V122H21V120L19 119L20 117H21V113H24V111H22ZM79 113H78V112ZM110 111V112H109ZM174 111V112H173ZM232 111V112H231ZM261 111V112H260ZM21 112V113H20ZM105 112V113H104ZM212 112H214V113H212ZM221 112H223V114L221 113ZM226 112H227V114H226ZM70 113V114H69ZM89 113H91L90 115L91 116H89ZM113 113V114H112ZM246 113V114H245ZM253 113H255V115L252 114ZM4 114H5V112H4ZM105 114H107L106 116H105ZM111 114V116H109V115ZM213 114V115H212ZM251 114V115H250ZM260 114V115H259ZM17 115V116H16ZM87 115V116H86ZM209 115H210V113H209ZM215 115V111H211V115L210 116H214ZM92 116H94V117H92ZM216 117V116H215ZM231 117V118H230ZM83 118V119H82ZM106 118H108V119H106ZM229 118V119H228ZM235 118V119H234ZM11 119V120H10ZM19 119V120H18ZM75 119V120H74ZM90 119V120H89ZM136 119H138V118H136ZM136 119H134V120H136ZM247 119H249L248 120V122L250 123H246L247 122ZM262 119V120H261ZM8 120V121H7ZM79 120V121H78ZM237 120V119H236ZM7 121V122H6ZM81 121V122H80ZM87 123H86V122ZM92 123H90V122ZM253 121V122H252ZM256 121V123H257V125L254 123ZM5 122V123H4ZM76 122V123H75ZM101 122V123H100ZM252 122V123H251ZM259 122H262V124L261 123H259ZM13 125H12V124ZM23 123H25V124H23ZM30 123V124H29ZM76 124V125H77ZM245 124V125H244ZM250 126H249V125ZM8 125V126H7ZM28 125V126H27ZM75 125V126H76ZM239 125V126H238ZM256 125V126H255ZM261 125H263L262 127H261ZM15 126V127H14ZM224 126V127H223ZM250 128H249V127ZM10 127V128H9ZM39 127V126H38ZM235 127H236V129H235ZM238 127V128H237ZM241 127V128H240ZM262 129H261V128ZM256 128H258V129H260V130H262L261 131V133H260V135H262L263 137H261L260 135H259V131L260 130H258V129H256ZM25 130V131H23V130ZM41 129H43L42 131L43 132H45L44 130H46V129H48V128H41ZM81 129V128H80ZM88 129V128H87ZM248 129V130H247ZM249 130H254L255 132V134L253 133V131H252V134L250 133L251 131H249ZM225 131V135H223V132ZM249 131V132H248ZM258 131V132H257ZM79 132V131H78ZM84 132V131H83ZM82 131L80 132V135H81V133L83 134V135H85V134H87V132H88V130H85V132L83 133ZM185 131H183V133H184ZM234 132L236 133V134H234ZM238 132V133H237ZM21 133V134H22ZM189 132H187V133H185V134H188ZM258 134V136H260V137H258L257 136V134ZM102 134H104V133H102ZM253 134H254V136H253ZM253 136V137H252ZM31 137H34V136H31ZM61 137H62V139L63 138H65L64 139V141L63 142H65V141H67V139H68V137H71V136H67V134H65L64 133V136H60L59 137V139L61 140ZM77 137V136H76ZM241 137V138H240ZM256 137H258V138H256ZM67 138V139H66ZM227 138H228V140H227ZM258 140V141H256V139ZM222 139V140H223ZM230 139H233V140H230ZM32 140H34V139H32ZM35 140H36V138H35ZM246 141V142H245ZM235 142V143H234ZM263 142V143H262ZM229 143V144H228ZM232 143V144H231ZM234 143V144H233ZM238 143V144H237ZM14 144V143H13ZM15 144H16V142H15ZM61 144H63V148H65V149H67L66 148V146H65V144H66V142L65 143H61ZM60 144V145H61ZM200 146H202L200 143H198ZM256 144V145H255ZM13 147L15 146V145H12ZM62 146V145H61ZM187 146V147H186ZM231 146V147H230ZM245 146H246V148H245ZM10 147V146H9ZM210 147H212V149L210 148ZM242 147V148H241ZM61 147H59L58 146V149H60ZM62 148V149H63ZM240 148V149H239ZM250 148V149H249ZM252 148V149H251ZM253 148H255V149H253ZM10 149V148H9ZM8 149V150H9ZM62 149H60V150H62ZM65 149H63V150H65ZM190 149V150H189ZM212 151H211V150ZM243 149V150H242ZM19 150L20 151H22V147H19ZM244 150H246V151H244ZM202 151H204V152H202ZM208 153H210V154H208ZM152 152L154 153V151H151L150 153L152 154ZM158 152V151H157ZM157 152H155V154L157 153ZM213 152V153H212ZM254 152V153H253ZM160 151L157 153V155L156 156H158V157H161V155H160ZM193 153V154H194ZM203 154V157L205 156V154H206V156H207V158H206V156L204 157V160H202L203 159V157L201 156L202 154ZM151 154H150V156H151ZM155 154H152L155 158H156V156H155ZM201 154V155H200ZM248 154V155H247ZM251 154V155H250ZM210 155V156H209ZM254 155V156H253ZM261 157H260V156ZM189 156V157H188ZM188 157V158H187ZM190 157H191V159H190ZM193 157V158H192ZM202 157V159H200ZM251 157H253V158H251ZM257 159H256V158ZM263 157V158H262ZM182 159V160H181ZM260 159V160H259ZM261 159L263 160V161H261ZM185 160V161H184ZM188 160V161H187ZM196 160V161H195ZM216 160V159H215ZM215 160H213L212 162L215 164V163H217V162H221V164H223L224 162H227L226 164L228 165V161H226V159H224L223 161L222 160H220V161H215ZM181 161H182V163H181ZM184 161V162H183ZM203 161V162H202ZM254 161V162H253ZM260 162V164L258 163V162ZM189 162H195L196 163V165H197V167L199 168V170H192V168H185V169H183L182 167H183V165L181 166V164H185V163H189ZM258 163V164H257ZM203 165V166H206V167H202L201 165ZM7 165V163L6 164H2V166H6ZM201 166V168H200V166ZM178 166V167H177ZM180 166V167H179ZM263 166V167H262ZM150 167V166H149ZM152 167H155V166H151L150 168L152 169ZM260 167V168H259ZM183 170H182V169ZM2 168H0V198L1 197H3L2 198V200L0 199V236H2V237H0V264H72L73 263V261H75L74 263H76V264H116V263H118V264H147V262H149V260L147 261V258H150V256L151 255H153L154 253L156 254V252L158 253V252H162L161 251V249H164V248H169L170 249V247L172 248V247H174V249H176V247H178L179 249L178 250H175V252H174V250L173 249H168V252H169V254H172L173 252V255L172 256H174V257H172L173 259H174V264H192V262H193V264L195 263V264H204V263H206L205 261H209L208 263L210 264V262L212 263V264H216V262H212V260H214V259H212V258H214V256H216V254H218V255H220L221 256V259H223V257H225L227 260H229V256H230V258L232 257L230 254H228V256H227V253H225V255L228 257H226V256H224V252H222V254H221V252L219 251V252H217V251H215L214 249H213V251H212V248L209 246V242H210V240L208 239V241H207V239H201L202 241H200V240H194L195 241V243H194V241H191L190 239H187V241L189 240V241H191V242H188V243H184V244H181V242H183V241H181V240H183V238H185L182 234H181V232H180V230H177V228L176 227H174L173 225H170V224H167L168 223V221L166 220V218H168V217H170V219H172L173 218V214H171V212H169V211H171V208H169L166 212H165V210H163L159 215H156V214H154L155 215V217L159 220V217L161 216L162 218H164V219H161V220H159V223L158 222H156L155 220H153V219H155L154 218V216H152L153 217V219L151 218V215H150V213L149 212H147V211H149V208L147 209V210H145L147 207H144L145 209H144V212H147L149 215H150V217H148V221H147V224H149L150 223V225H151V227L150 228H152V224L155 226L154 228H156V230L154 229V231L153 232H158V231H161L162 230V232H165L166 230L165 229H167V231L164 233V234H166L169 230H170V228H171V230H173V228L175 229V231L176 232H174L173 233V231H172V233H170L171 232V230L169 231V233L168 234H166V235H163V236H160L159 237V239L158 238H156V240H153V238L152 237H149L148 236V232H150V231H145V232H143L142 234H139L137 237H135V240H137L138 238V242H139V244H137L136 242H135V240H130V238L131 239H133L131 236H130V238H129V236L127 237V236H121L120 234H118V235H120L123 239H124V241H123V243H124V245H125V243L127 242V244H128V246H127V244H126V246H124L123 244V246H121L120 244H121V242L120 241H118L119 242V247H118V245H117V240H119L121 237H117V238H119V239H117L116 238V236H117V234L116 233H114V232H110L109 233V236H106V235H104L105 234V232H107L106 230H108V231H112V230H114L115 228H116V226L114 225V227H113V224H110L111 226H112V229L109 227L110 225H108V226H106V228L104 227V229L102 230V228L100 229L99 227H97V226H91V229L90 230H92V232H93V230L95 229V234H96V236L98 237L99 236V238H97L96 236H95V234H94V232L92 233H89V227H90V225L88 224V223H90L91 225H94V224H92L91 223V221L89 220V222L87 223H85L86 225L88 224V226H87V228H86V225L84 224V219L82 218L81 219V217L80 216H77L76 214H74L73 212L74 211H71L70 210V208H68L67 206H68V203L67 202H65V201H63V204H62V202L60 203V204H62L61 206H63V207H61V208H63L64 210H66L65 208H67V210L69 209V211L68 212H70L71 214H68V212H67V210H66V213L64 214L63 212V209H61V208H59V206H58V203H57V201L56 200H54V199H52V200H50L47 196H45V195H42V198H45L46 197V199H39V197H41V195L39 196V197H37L38 196V192H37V190L40 188V187H42V186H44V185H39V184H36V182L35 183H33L32 184V182H31V180L29 181V177H27L26 178V180L24 179L23 180V182H24V184H21L22 185V187H21V189H20V186L21 185H19L20 184V182H15L14 180H12V179H10V182L8 181V184H6L7 183V180H6V178H7V175H8V171H6L7 172V174L6 175H4V173L3 172H1L2 170H1ZM176 169H178V170H176ZM229 169V170H228ZM233 169H234V171H233ZM235 169H239V171H236ZM241 169V170H240ZM247 170V171H244V170ZM169 170V171H168ZM176 170V171H175ZM186 170V171H185ZM204 170V171H203ZM225 170V169H224ZM230 170H232L231 172H232V175H235L236 173V178L234 179V177L235 176H232V175H230L231 174V172H230ZM261 170L263 171V172H261ZM180 171H183V174H182V172H179ZM203 171V173H201ZM236 171V172H235ZM154 173V175L155 174H157L158 175V173ZM177 172V173H176ZM185 172V173H184ZM192 173V174H188V173ZM195 172V174H193ZM204 172H205V174H204ZM229 172V173H228ZM234 172V173H233ZM239 172H240V174H239ZM247 172V173H246ZM171 173V174H170ZM188 175H190V176H188ZM198 173V174H197ZM174 174H178L177 175V177H176V175L174 176ZM240 176H239V175ZM250 174V175H249ZM258 176H257V175ZM2 175V176H1ZM159 175H161V173H159ZM161 175V176H162ZM167 175V176H166ZM170 175V176H169ZM185 175H187L188 177L187 178H185V179H188L189 177H191V179H194V180H190V179H188V180H185V179H183L184 177H186ZM197 175H198V177H197ZM228 175V176H227ZM6 176V178L4 179V177ZM178 176H179V178H178ZM180 176H182V177H180ZM196 176V177H195ZM201 176V177H200ZM232 176V177H231ZM247 176V177H246ZM168 177V178H167ZM171 177L172 178H174L175 180L177 179V181H174V179H172L171 180ZM176 177V178H175ZM200 177V178H199ZM226 177H227V179H226ZM241 177V178H240ZM253 177V178H252ZM181 178V179H180ZM196 178H199L200 180H198L197 181V179ZM216 178H218V179H216ZM244 178H246V179H244ZM256 178V179H255ZM169 179V180H168ZM195 179H196V183L194 184V181H195ZM205 179V180H204ZM217 181H216V180ZM223 179V180H222ZM251 179V180H250ZM28 180V181H27ZM181 181V182H179V181ZM224 180H226L227 181V183L229 184L230 182H231V187H229V185H227V183L225 184L224 182ZM242 182H241V181ZM248 180L250 181L249 183H248ZM12 181V182H11ZM27 181V182H26ZM34 181H36V180H33V182ZM169 181H171V182H169ZM186 181V182H185ZM192 181H193V183H192ZM207 181V182H206ZM213 181V182H212ZM220 181H221V183H220ZM222 181H224V182H222ZM244 181H247V182H244ZM252 181H254V182H252ZM256 181V182H255ZM261 181V182H260ZM263 181V182H262ZM5 182V183H4ZM16 183V184H12V183ZM173 182V183H172ZM177 182H179V183H177ZM185 182V183H184ZM189 182H190V184H189ZM202 182V183H201ZM218 182V183H217ZM259 182H260V184H259ZM19 183V184H18ZM37 183H39V182H37ZM174 183H175V186H174ZM212 184V185H210V184ZM253 183V184H252ZM31 184V185H30ZM34 184H36L37 186H35ZM41 184V183H40ZM179 184H181V186L179 185ZM208 184V185H207ZM219 184H220V187H219ZM233 184H235V185H233ZM248 184H250V186L248 185ZM210 185V186H209ZM216 187H215V186ZM227 186V188H228V190H227V188L225 187V186ZM233 185V186H232ZM259 185V186H258ZM33 186V187H32ZM34 186H35V188H34ZM201 186V187H200ZM206 186V187H205ZM224 186V187H223ZM243 187V189H245V191L246 192H244L243 190H242V192H237L238 191V189L237 188H240V191H241V188ZM253 186V187H252ZM31 187V188H30ZM219 187V188H218ZM233 187V188H232ZM246 187V188H245ZM200 188H201V190H200ZM215 188V190H219V192H220V195L218 196L217 194H218V192L216 193V195H215V193H213V191H212V189H214ZM226 188V189H225ZM232 188V189H231ZM250 188V189H249ZM251 188L252 189H255L254 191L253 190H251ZM25 189V190H24ZM32 189V190H31ZM199 191H197V190ZM205 189V190H204ZM208 189V190H207ZM224 189V190H223ZM248 191H247V190ZM28 190V191H27ZM54 190H56V192L57 191H60V189H53V192H55ZM251 190V191H250ZM26 191V192H25ZM225 191V192H224ZM258 191H259V193H258ZM207 192V193H206ZM215 192V191H214ZM32 193V194H31ZM37 194V195H35V194ZM142 193H143V191H142ZM208 193H209V195L210 196H208ZM223 193V194H222ZM226 193H228L229 195L230 194H232V195H230V197L228 198V194H226ZM255 195H254V194ZM258 193V194H257ZM29 194H31V195H29ZM34 194V196L33 197H31L32 195ZM60 194H63L62 192L60 193ZM59 194V195H60ZM221 194H222V196H224L225 194L227 195H225L226 197H223V198H219V197H222L221 196ZM239 194V195H238ZM251 194V195H250ZM253 194V195H252ZM213 195H214V197H213ZM238 195V198H241V201L239 200V199H237L235 196H237ZM247 198H249V201H248V199H246L244 196ZM250 195V196H249ZM29 196V197H28ZM44 196V197H43ZM64 195H61V197H63ZM132 195H130V197H131ZM142 196V195H141ZM140 196V197H141ZM202 196H204V198H205V200H204V198H202ZM232 196H234L233 198H232ZM239 196H241V197H239ZM258 196V197H257ZM31 197V198H30ZM130 197H126V198H124V200L123 201H125V203H126V200H128V202L127 203H130L131 204V202H130V200H129V198ZM134 197H136V196H134L133 195V200H134ZM214 199V200H216L215 201V203H214V201L213 200H211L212 198ZM35 198V199H34ZM37 198V199H36ZM208 198H211V199H208ZM228 198V199H227ZM237 200H236V199ZM259 198H260V200H259ZM47 199H49L47 202H46V200ZM217 199L219 200L218 202H217ZM227 200V202L225 203L224 202V200ZM244 200V202H245V204L244 205H242L243 203V200ZM252 199V200H251ZM259 201H258V200ZM45 200V201H44ZM208 200H211V201H209L208 202ZM223 200V201H222ZM228 200H229V202L230 203H232V204H230V206H229V202H228ZM233 200V201H232ZM254 200H256L257 202H259V203H257L256 201H255V205H254ZM43 201V202H42ZM53 201V203H54V201H55V203L53 204L54 205V207H55V209H56V207L58 206V209L59 210H61V211H63V212H59V210H55L54 209V207L52 206V207H50L51 205H52V202ZM213 201V202H212ZM237 202V204L236 203H233V202ZM238 201H239V203H238ZM253 203H252V202ZM261 201V202H260ZM67 204H65V203ZM132 202H134V201H132ZM207 202V203H206ZM262 202H263V204H262ZM49 205V203H51V205H49V207H48V205ZM57 203V204H56ZM73 204H75L76 203V201H74V202H72ZM126 203V204H127ZM223 203H225V204H228V205H225V204H223ZM249 203V204H248ZM251 203V204H250ZM57 206H56V205ZM234 204H236V205H234ZM239 204H240V206H243L244 208H246V209H248L251 205H252V207H254L253 209H254V211H252L251 209V211L252 212H250V210H246V209H243V208H241L240 206H239ZM247 204V206H248V208L247 207H245V205ZM257 204H259V205H257ZM70 206L72 205L71 203L69 204ZM220 205H221V207H220ZM250 205V206H249ZM64 206H66V207H64ZM200 206V207H201ZM227 206V207H226ZM239 208H238V207ZM258 206V207H257ZM202 207V208H203ZM251 207V208H252ZM256 207V208H255ZM26 208V209H25ZM173 208V207H172ZM224 210H223V209ZM232 208V209H231ZM237 208V209H236ZM257 208H259V209H257ZM256 209L258 210V211H256ZM263 210V213H262V210ZM221 210V211H220ZM165 212V213H164ZM216 212V213H215ZM218 212H221V213H218ZM250 212V213H249ZM254 212V214H252ZM259 212V214H261L260 216H259V214L257 215V214H255V213H258ZM53 213V214H52ZM56 213V214H55ZM60 214H62L61 216H60ZM165 214V215H164ZM170 214V215H169ZM226 214V213H225ZM248 214H249V219L246 217V215L248 216ZM27 215H29V216H27ZM74 215H76L75 217H74ZM240 215H245V219L244 220H242V221H238V223H235V220H237V218L238 217H236V216H240ZM250 215H252V216H250ZM255 215V216H254ZM263 215V216H262ZM71 216H72V218L74 217V218H76V219H74V220H72V218H71ZM164 216H166V217H164ZM168 216V217H167ZM235 216V217H234ZM258 216V217H257ZM57 217V218H56ZM160 217V218H161ZM220 217H221V215H220ZM250 217L252 218L251 220H250ZM257 219V222H254L256 219ZM59 218V222H58V219ZM259 218H261V220L259 219ZM11 219V220H10ZM42 219V220H41ZM71 219V220H70ZM78 219V221H79V224H80V221H81V223H82V225L81 226H83L84 228H82L81 227V230H80V228H78L80 225L78 224V221H75V220H77ZM156 219V220H157ZM40 222H39V221ZM68 220H69V222H68ZM87 220V221H88ZM151 220V221H150ZM157 220V221H158ZM163 220V221H162ZM169 220V219H168ZM38 221V222H37ZM67 221V222H66ZM71 221V222H70ZM162 222V224H161V222ZM165 221H166V223H165ZM224 221H225V223H224ZM37 222V223H36ZM154 222H156L155 224H161V226L160 225H158V226H156L155 224H154ZM245 224H244V223ZM259 222V224H257ZM39 224V225H38ZM42 224V225H41ZM48 224V225H47ZM53 224V225H52ZM74 224V225H73ZM167 224V225H166ZM222 224H220V229L222 230V229H224L225 228V225L224 226H222ZM27 225L28 226H33L32 228H31V226H30V228L29 227H27ZM45 225H47L46 227H44ZM50 225V226H49ZM70 225V226H69ZM71 225H72V227L74 226V227H76V228H74L73 227V229L71 228ZM141 225H143V224H141ZM141 225H139V227L141 226ZM163 225V226H162ZM243 225V229L240 227V226H242ZM42 228H41V227ZM137 226L138 225H136V227H134V228H136L137 229ZM173 226V227H172ZM37 227V228H36ZM119 227V226H118ZM117 227V228H118ZM132 227V226H131ZM130 226H128V229L129 230H131V231H134L133 230V228H131ZM158 227V228H157ZM165 227V228H164ZM169 227V228H168ZM99 229V230H102V232L101 233H103V235L100 233V232H98L99 230H97V229ZM110 228V229H109ZM114 228V229H113ZM127 228V227H126ZM131 228V229H130ZM162 228V229H161ZM238 228V229H237ZM18 229V230H17ZM32 229H34V230H32ZM35 229L37 230V231H35ZM38 229H39V232H38ZM43 229V230H42ZM57 229H59V230H57ZM61 229V230H60ZM76 229V230H75ZM82 229H84V231L82 232ZM135 229V230H136ZM140 229H142L143 230V227L141 226V228H139L138 230H136V232H141V231H139ZM240 229V230H239ZM15 230H17V231H15ZM54 230V231H53ZM62 230H65V231H62ZM78 230H80V234H78ZM96 230H97V232H96ZM125 230H127V229H125ZM153 230V229H152ZM247 230H248V232L250 233H248L247 232ZM251 230L255 233H253V232H251ZM14 231V232H13ZM62 231V232H61ZM70 231V232H69ZM105 231V232H104ZM128 231V230H127ZM179 231V232H178ZM241 231V232H240ZM243 231H245L247 234H249V235H247L245 232H243ZM11 232V233H10ZM17 232V233H16ZM37 232V233H36ZM41 232V233H40ZM135 232V231H134ZM238 232H239V234L240 233H242L243 232V234H240V236H239V234H238ZM15 233V234H14ZM23 233V234H22ZM29 233V234H28ZM34 233V234H33ZM39 233V234H38ZM99 233H100V235H99ZM131 233H133V232H131ZM151 233V232H150ZM204 233V235H206L205 234V232H202V234ZM245 233V234H244ZM252 233V234H251ZM259 233V234H258ZM12 234V235H11ZM36 234V235H35ZM60 234V235H59ZM173 234V235H172ZM201 234V233H200ZM14 235V236H13ZM19 235V236H18ZM65 235V236H64ZM91 235H93V237L91 236ZM110 235H114L113 237L114 238H112V237H110ZM116 235V236H115ZM168 235H170V237H172L171 239H170V237H168ZM236 235H238V236H236ZM241 235H243L242 236V238H243V240H242V238H241ZM21 236V237H20ZM26 236V237H25ZM37 236V238H35ZM101 236V237H100ZM250 236V237H249ZM12 237V238H11ZM24 237V238H23ZM29 237H31V238H29ZM67 239V241H68V239H69V241H72V243L74 242V245L76 246V244H77V246H78V244H79V242L80 241H82L83 243L81 244V246H79V248H77V246L75 247H73V249L72 250H74L75 248L77 249H75L73 252H72V250H70L68 247H72L73 245L71 244V242H69V244L68 243H65V238ZM69 237V238H68ZM106 237H107V239L110 237V239H108L107 241H109V243L106 241ZM125 237V238H124ZM149 239H148V238ZM162 237V238H161ZM173 237H175L174 239H173ZM231 237V236H230ZM230 237L228 238V240H230ZM26 238V239H25ZM73 238V239H72ZM88 238V241H85L86 239ZM103 238V239H102ZM104 238H105V240H104ZM116 238V239H115ZM121 238V239H122ZM129 238V239H128ZM137 238V239H136ZM161 238V239H160ZM167 238V239H166ZM33 239H35V241L33 240ZM72 239V240H71ZM75 239H78L77 241H78V243L75 241ZM115 239V241H116V243L113 241ZM120 239V240H121ZM122 239V240H123ZM127 241H126V240ZM152 239V240H151ZM186 239L184 240L185 242H187L186 241ZM214 238H212L211 240H213ZM31 240V241H30ZM104 240V241H103ZM121 240V241H122ZM148 240V243L150 242L149 240H151V243H144L145 241H147ZM176 240V244L175 243H173L174 241ZM204 240V241H203ZM129 241H131L130 243H129ZM181 241V242H180ZM197 241V242H196ZM199 241V242H198ZM244 241V242H245ZM101 242H103V243H101ZM115 244H114V243ZM141 242V243H140ZM154 242V243H153ZM177 242H179V243H177ZM65 243V244H64ZM76 243V244H75ZM158 243V244H157ZM206 245H205V244ZM230 243V242H229ZM72 246H71V245ZM79 244V245H80ZM85 244V245H84ZM113 244H114V247H113ZM143 244L145 245V247H146V249L148 250V245H150L151 244V249L150 250H155L156 249V252H154V253H151V255L149 254V256H148V254H146L147 252H150V250L149 251H147V250H143L144 249V246H143ZM148 244V245H147ZM154 244V246L157 244V248H156V246H155V249L153 248L154 246H152ZM179 244H181V245H179ZM259 244H257V245H259ZM25 245H26V247H25ZM65 245H68V246H65ZM70 245V246H69ZM109 245V246H108ZM117 245V246H116ZM136 245V246H135ZM147 245V246H146ZM167 245V246H166ZM174 245V246H173ZM178 245V246H177ZM84 246V247H83ZM102 246H104V247H106V249L105 248H103ZM111 246H112V248H113V250L111 249ZM116 246V247H115ZM135 246V248L137 247V248H140L141 249V251H143L146 255H144V253H142L143 255V257L141 256V255H139V254H141V251H139V249H137L139 252V254H136V250H134L133 249V247ZM138 246H140V247H138ZM159 246H160V248H159ZM85 247H86V249H85ZM102 247V248H101ZM143 249H142V248ZM200 247V248H199ZM82 248V249H81ZM101 248V249H100ZM119 249V251H120V254H119V252H117L119 255L117 256V253H116V255H112L113 253L115 254V252H113V251H118V250H115V249ZM153 248V249H152ZM206 248V249H205ZM80 249V250H79ZM97 249V250H96ZM110 249V250H109ZM199 249V250H198ZM201 249V250H200ZM211 249V250H210ZM65 250H68V251H65ZM70 250V251H69ZM85 250V251H84ZM102 250V252L105 254V256L103 255V253L100 255L99 254V252ZM109 253V252H112V256L111 255H109L106 251ZM80 251V252H79ZM89 251V252H88ZM173 251V252H172ZM177 251V252H176ZM190 251H192V253L190 252ZM205 251V252H204ZM207 251V252H206ZM78 252V253H77ZM85 252H86V254H85ZM135 252V254H133ZM152 252V251H151ZM180 252H181V255H179L180 254ZM182 252H184V253H182ZM214 252H215V254H214ZM95 253H96V255L97 254H99L100 256H96L95 255ZM175 253H176V255H175ZM189 253V254H188ZM194 253V254H193ZM200 253V254H199ZM205 253V254H204ZM209 253H210V256L211 255H214V256H212L209 260H207L208 258H209ZM241 253H243V252H241ZM27 254V255H26ZM78 254V255H77ZM88 254H89V256L92 258V259H90V257H88ZM91 254V255H90ZM191 254H193V255H191ZM238 255H240V253H237ZM73 255V256H72ZM139 255V256H138ZM186 255V256H185ZM189 255H191V256H189ZM196 255V256H195ZM201 255L203 256V257H201ZM206 255V256H205ZM216 256L217 258L219 257V256ZM4 256V257H3ZM29 256V257H28ZM75 256V257H74ZM87 256V257H86ZM104 256V257H106V258H104L103 257V261H102V257ZM114 256V257H113ZM115 256H117L116 258H115ZM135 256H138V257H142V258H138V260H137V262H135L136 260L134 259V257ZM171 256V255H170ZM3 257V258H2ZM6 257V258H5ZM19 257H20V259L21 258H23V259H19ZM101 258V260H100V258ZM111 257H113V259H111ZM144 257H147L146 258V260L144 259ZM176 257H177V259H176ZM179 257V258H178ZM187 257V258H186ZM194 257V258H193ZM197 257V258H196ZM33 258V259H32ZM136 258V257H135ZM180 258H182V259H180ZM192 258H193V260H192ZM196 258V259H195ZM199 258V259H198ZM203 258V259H202ZM206 258V259H205ZM224 258V259H225ZM233 258V257H232ZM230 259V261L231 260H233V259ZM27 259H29V260H27ZM75 259V260H74ZM118 259V260H117ZM154 259V255L152 256V260ZM173 259H172V261H173ZM180 259V260H179ZM187 259H189V261L187 260ZM205 259V260H204ZM220 259V257L218 258V260ZM219 260V262H217V263H220V261L223 263V261L224 260ZM225 259V263H227L226 260ZM120 260V261H119ZM131 260H134V261H132V263H131ZM145 260V262H143ZM177 260V263H175V261ZM196 260H197V262H196ZM217 260V261H218ZM32 261V262H31ZM117 261V262H116ZM143 262V263H141V262ZM202 261V262H201ZM215 261V260H214ZM237 261V260H236ZM23 262V263H22ZM171 262V261H170ZM186 262V263H185ZM188 262H190V263H188ZM237 262H241V261H237ZM237 262H236V264H237ZM73 263V264H74ZM150 263H151V260H150ZM150 263H148V264H150ZM208 263H206V264H208ZM221 263V264H222ZM229 263V262H228ZM152 264H154L153 262H152ZM234 264V263H233ZM240 264H242V263H240ZM253 264V263H252Z\"/></svg>","mask_w":264,"mask_h":264}]
</instances>
